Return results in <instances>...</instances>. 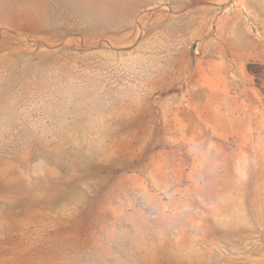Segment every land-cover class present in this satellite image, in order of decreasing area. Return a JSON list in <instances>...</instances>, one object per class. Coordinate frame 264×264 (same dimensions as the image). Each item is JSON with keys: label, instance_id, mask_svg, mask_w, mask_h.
<instances>
[{"label": "rangeland", "instance_id": "rangeland-1", "mask_svg": "<svg viewBox=\"0 0 264 264\" xmlns=\"http://www.w3.org/2000/svg\"><path fill=\"white\" fill-rule=\"evenodd\" d=\"M264 0H0V264H264Z\"/></svg>", "mask_w": 264, "mask_h": 264}, {"label": "trees", "instance_id": "trees-1", "mask_svg": "<svg viewBox=\"0 0 264 264\" xmlns=\"http://www.w3.org/2000/svg\"><path fill=\"white\" fill-rule=\"evenodd\" d=\"M249 72L255 76L256 81L258 83V86L261 88L262 86H264V74L263 73H258L256 71H254V65H251L249 67ZM263 93H264V88H262Z\"/></svg>", "mask_w": 264, "mask_h": 264}]
</instances>
